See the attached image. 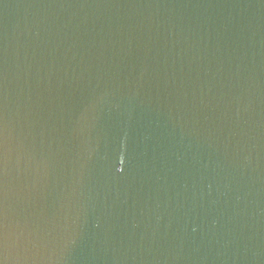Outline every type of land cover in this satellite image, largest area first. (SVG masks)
Here are the masks:
<instances>
[{
	"label": "water",
	"instance_id": "95a60500",
	"mask_svg": "<svg viewBox=\"0 0 264 264\" xmlns=\"http://www.w3.org/2000/svg\"><path fill=\"white\" fill-rule=\"evenodd\" d=\"M0 122V264H264V0H0Z\"/></svg>",
	"mask_w": 264,
	"mask_h": 264
},
{
	"label": "snow or ice",
	"instance_id": "6c2138e0",
	"mask_svg": "<svg viewBox=\"0 0 264 264\" xmlns=\"http://www.w3.org/2000/svg\"><path fill=\"white\" fill-rule=\"evenodd\" d=\"M7 164V156H6V145L4 143V128L2 122H0V194L3 191V172L6 168ZM0 205H2V200H0ZM11 241V237L8 232L7 222L3 217L2 213H0V251H3L7 248ZM15 242L19 246H24L29 243L28 238L23 234L20 233L16 236Z\"/></svg>",
	"mask_w": 264,
	"mask_h": 264
}]
</instances>
